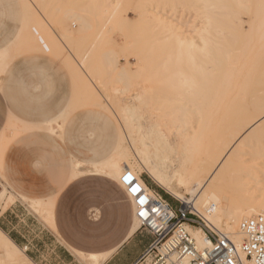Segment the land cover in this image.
I'll return each instance as SVG.
<instances>
[{
	"label": "bare ground",
	"instance_id": "1",
	"mask_svg": "<svg viewBox=\"0 0 264 264\" xmlns=\"http://www.w3.org/2000/svg\"><path fill=\"white\" fill-rule=\"evenodd\" d=\"M20 1L23 26L14 43L0 53V70L15 48L63 59L75 80L74 90L82 97L72 95L67 114L79 101L86 102L120 125L116 150L92 171L118 183L129 174L149 200L163 202L171 214L168 203L141 179L145 175L208 228L231 241L245 262L241 225L264 214V0H174L173 5L185 7L190 16L199 9L200 27L191 25L189 36L173 28L174 19L170 23L147 19L144 14L148 15L149 8H160L158 2L152 5L157 0L149 8L141 5L135 22L113 18L128 0H117L114 7L97 6L96 1L83 7L85 0L82 5L75 0L71 4L66 0ZM164 1L172 10L178 8L170 3L173 0ZM47 8L51 21L42 14ZM86 11L85 15L100 14L101 19H94L100 21L96 29L101 23L98 30L95 24L91 28ZM242 11L254 17L248 29ZM68 24L71 29L64 28ZM107 26L125 29L123 46L111 42ZM84 39L88 46L73 55L69 46ZM130 57L136 58L134 63ZM247 63L252 64L241 79ZM256 67L263 68L262 74H253ZM130 89L134 92L127 98ZM6 126L14 135L15 125ZM45 129L52 132L49 124ZM10 137L4 131L0 135L1 179V159ZM0 184L6 191L4 183ZM33 204L36 214L52 227V220H46L52 218V203ZM134 218L132 232L140 227L135 212ZM184 227L198 250L210 247L201 228ZM19 253L0 230V254L15 259ZM90 259L92 264L98 262Z\"/></svg>",
	"mask_w": 264,
	"mask_h": 264
},
{
	"label": "crops",
	"instance_id": "2",
	"mask_svg": "<svg viewBox=\"0 0 264 264\" xmlns=\"http://www.w3.org/2000/svg\"><path fill=\"white\" fill-rule=\"evenodd\" d=\"M3 4L4 8L5 5L10 7L17 20V26L13 33L3 35L0 40V53L14 43L24 22V11L20 0H7V4L4 0ZM28 53L34 54L36 60L55 58L42 52ZM41 66L43 65L38 64L37 68L40 69ZM3 70L4 68L0 70V74ZM71 99L72 95L67 97L66 103L62 106L54 105L48 111L56 113L44 115L38 121L39 125L55 138L61 137L63 125L70 115L67 111ZM89 108L94 109L89 113L95 115L100 122L104 150L94 161L70 160V171L65 179L61 178L62 175L52 173L48 177L49 159L30 148L9 145L14 137L10 135L1 159V174L4 185L17 197L18 201L13 207L11 206V210L1 212L0 208V230L19 248L20 253L19 259L10 261L9 264H25V261H27L26 264H92L90 257L98 259L96 264H135L151 244L153 237L146 230L138 228L132 232L135 219L134 208L122 189L127 200L125 210L128 220L121 222L122 193L119 190H115L114 187L108 190L107 205L101 207L98 201H89L88 185L82 186V179L98 176L115 182L119 186L118 180L92 171L108 160L116 150L120 136L118 124L104 110L96 107ZM19 111H23V108ZM89 115L83 118H88ZM9 122L15 126L17 123L27 124V126L35 123L27 119L25 115L18 117L12 112L7 115L6 125ZM47 124L52 132L45 129ZM53 124L57 125V129L52 127ZM2 132L0 124V135ZM92 134L87 132V138L90 139ZM86 163L90 164L91 168H84ZM76 167L77 170L74 173ZM24 202L29 204L51 202L52 218L50 217L49 220H52V227L50 224L47 226L43 220L37 222V218L28 216ZM90 208L93 211L96 210L91 222L89 221ZM13 209H16V215Z\"/></svg>",
	"mask_w": 264,
	"mask_h": 264
},
{
	"label": "rangeland",
	"instance_id": "3",
	"mask_svg": "<svg viewBox=\"0 0 264 264\" xmlns=\"http://www.w3.org/2000/svg\"><path fill=\"white\" fill-rule=\"evenodd\" d=\"M67 3L71 2H83L84 0H66ZM70 1V2H69ZM90 1H96L97 6L101 4V6L105 4H109L111 7H114L117 4V0H85L84 4L81 2V5L87 6ZM126 0H124L125 3ZM155 0H128L127 4L122 5L118 8L115 16L113 17L116 19L121 18H130L133 22L138 19V9L141 5H147V7H152L151 3ZM157 0L152 3V5L157 4L158 8L162 7L161 9H155L154 11L149 8V12L144 14L146 15L147 19L150 18H161L165 19V22L169 20V23L172 19L171 24H173V28H176V31L185 32L180 33L184 36H189L192 26H195L196 29L200 27V16L198 15L199 9L196 8V15L190 16L189 13L186 12V8L183 6H176L173 5L175 2L174 0L172 3L173 7H178L175 9L169 8L167 2L164 5L165 1ZM178 1V0H177ZM85 2L87 4H85ZM179 2V1H178ZM181 2V1H180ZM4 0H0V40L2 39L3 35H9L10 32L13 33L14 29L17 26V20L13 15L10 7L5 5L3 7ZM163 3V4H162ZM7 4V0H6ZM99 4V5H98ZM177 4V3H176ZM180 4V3H179ZM183 4V3H181ZM144 5V6H145ZM171 5V4H170ZM178 5V4H177ZM157 5H154V7ZM166 8H164V7ZM146 7V6H145ZM146 7V8H147ZM49 8L42 10L43 16L49 20L50 17L46 14V11ZM5 10V11H3ZM151 10V11H150ZM157 12V14L155 13ZM175 11V12H173ZM89 12V11H88ZM84 12V16L89 18L91 21L92 27L95 30H98L101 27V23L99 24V28L96 29L98 26L99 20L94 22V19H101L100 14L93 15L95 13L90 12V14H86ZM92 13V14H91ZM241 19L243 20L244 26L246 29L252 23V19L254 17L247 12H241L240 14ZM91 17V18H90ZM185 20L186 21L185 23ZM184 21V22H183ZM168 22V21H167ZM180 23V24H179ZM185 23V24H183ZM189 23V26L186 24ZM170 24V25H171ZM183 24V25H182ZM192 25V26H191ZM116 26V25H115ZM56 27V26H53ZM67 29H71V25H66ZM107 28H111L108 32V38L111 39V42L116 44L117 47L123 46L126 42L124 39V30H118L113 26H107ZM114 29L118 31H114ZM91 30V29H90ZM94 29H92L93 31ZM120 31V32H119ZM189 31V32H188ZM90 32V31H89ZM122 33V34H121ZM127 33H125L126 35ZM254 31L251 33L253 36ZM5 35V36H6ZM87 35V34H86ZM193 35V34H192ZM255 38V37H253ZM85 40V39H84ZM81 42H73L71 46H69L70 52L74 55L75 50L82 51L87 46L88 43H84L85 41ZM125 41V42H124ZM124 42V43H123ZM83 43V44H82ZM91 43V42H90ZM85 44V45H84ZM84 45V46H83ZM74 46V47H73ZM73 47V49H72ZM84 48V49H83ZM15 51H11L8 59L3 62L4 70L3 73L0 74V124L1 130L5 132V136L8 138L11 135V130L7 129L6 126V118L8 113H14L18 117L27 116V119L33 120L35 123L31 125H24L21 123L16 124V129L14 131V137L9 142V145H17L18 147H27L32 149V151L39 152L43 154L46 158H48L50 162L49 170H47V175L49 177L50 173L56 175H62L61 178L65 179V176L69 174L70 171V160L81 161L82 160H96L98 157L101 156V152L104 150L102 133L100 130V122L95 117V115L90 114L89 111H94V109L89 108L87 103H82L81 101L78 104H75L73 107L72 112H70L69 117L62 128V134L60 138H55L54 136L47 133L38 123L44 115H53L56 112H49L48 109L53 108L54 105L62 106L65 104L67 97H71V95L76 94L77 98H82L81 93L79 91L74 90V79L69 74L65 61L61 58H45L46 60H36L34 59V54L28 53L21 48H15ZM67 53V52H66ZM135 57H130L129 60L134 63ZM122 60V59H121ZM71 61V60H70ZM242 62V61H240ZM124 61H121L123 64ZM38 64H42L41 68H37ZM252 64V63H251ZM250 63H247L241 72V79L245 76L248 72V68L251 66ZM258 66V65H256ZM263 68L256 67L253 74H260ZM256 72V73H255ZM259 72V73H258ZM262 74V73H261ZM254 77V75H253ZM264 82V77L262 79V83ZM264 87V85H262ZM261 86V87H262ZM260 87V88H261ZM134 89H130V92L125 94V97L129 98L132 95V91ZM85 97V96H84ZM84 104H86L84 106ZM23 108V111H19V109ZM11 110V112H9ZM90 114V115H89ZM89 115L88 118H83V116ZM118 124L119 132H120V125L116 118H114ZM52 127L57 129V125L53 124ZM87 132L93 133L90 139L87 138ZM59 147H58V146ZM84 168L88 169L91 168V165L86 163L84 164ZM141 179L150 187L152 188L160 197L168 203V205L176 209L178 206L177 201L173 200L171 197L166 195L163 191L158 189L153 183H151L145 175H141ZM0 181L4 183V181L0 178ZM82 186L88 185V199L89 201H98L100 206L106 207L108 201V190H111L113 187L115 190H119L121 193V188L117 185V183L112 182L103 177H86L82 179ZM1 185V184H0ZM121 216L120 220H128L126 216L125 210V202L127 201L124 197L123 193L121 194ZM18 201L17 197H15L8 189L3 191L2 185L0 190V208L1 212H5L6 210H11L10 208L13 207L14 204ZM21 201V200H20ZM23 202V201H22ZM23 204L26 205L28 216H33L37 218V222H41L43 220L40 215L36 214L34 211L35 207L33 204H29L24 202ZM12 206V207H11ZM96 210H89V218L90 222L93 221V215H95ZM14 215H16V209H13ZM13 216V215H12ZM199 217V216H198ZM49 220V219H46ZM118 220V219H116ZM201 220V219H200ZM35 222V221H34ZM204 224V223H203ZM48 225V222H46ZM211 228V227H209ZM196 229H199L197 227ZM213 229V228H211ZM19 257L15 259H7L2 254H0V264H9L10 261L18 260ZM25 264L27 261L24 262Z\"/></svg>",
	"mask_w": 264,
	"mask_h": 264
},
{
	"label": "built area",
	"instance_id": "4",
	"mask_svg": "<svg viewBox=\"0 0 264 264\" xmlns=\"http://www.w3.org/2000/svg\"><path fill=\"white\" fill-rule=\"evenodd\" d=\"M119 187L134 206L139 228L153 237L135 264H264V214L250 218L241 225L245 236L241 252L246 259L242 262L232 242L208 228L188 207L178 203L169 214L166 204L149 200L146 192L129 174L120 178ZM184 225L201 228L210 247L198 250Z\"/></svg>",
	"mask_w": 264,
	"mask_h": 264
}]
</instances>
